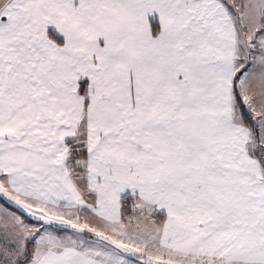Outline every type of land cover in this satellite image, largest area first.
<instances>
[{"label": "snow or ice", "instance_id": "snow-or-ice-1", "mask_svg": "<svg viewBox=\"0 0 264 264\" xmlns=\"http://www.w3.org/2000/svg\"><path fill=\"white\" fill-rule=\"evenodd\" d=\"M0 264H264V0H0Z\"/></svg>", "mask_w": 264, "mask_h": 264}]
</instances>
